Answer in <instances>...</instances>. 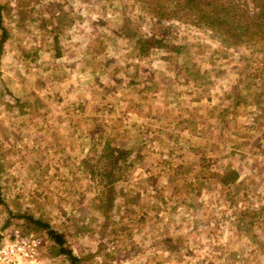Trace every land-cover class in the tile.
Returning a JSON list of instances; mask_svg holds the SVG:
<instances>
[{
    "label": "rangeland",
    "instance_id": "1",
    "mask_svg": "<svg viewBox=\"0 0 264 264\" xmlns=\"http://www.w3.org/2000/svg\"><path fill=\"white\" fill-rule=\"evenodd\" d=\"M0 5V239L70 264L39 220L77 264H264V50L141 0Z\"/></svg>",
    "mask_w": 264,
    "mask_h": 264
},
{
    "label": "trees",
    "instance_id": "2",
    "mask_svg": "<svg viewBox=\"0 0 264 264\" xmlns=\"http://www.w3.org/2000/svg\"><path fill=\"white\" fill-rule=\"evenodd\" d=\"M143 9L151 16L162 20L176 17L180 20L190 21L197 27L208 28L218 36L220 43L226 46H253L252 50L258 47L264 50V0H141ZM1 10V5H0ZM1 19V15H0ZM151 39H139L140 50H147L142 41ZM2 42V38L0 39ZM158 41V40H157ZM250 49V48H249ZM112 150V148H110ZM111 155L113 153L111 152ZM109 155V156H111ZM124 158L123 153H118L109 166L111 172L107 173L112 180L115 177L116 169L120 170L122 166L116 167L119 160ZM234 179L236 172L227 171L223 177ZM106 182L105 184L107 185ZM104 199L103 204L109 201ZM101 205V206H102ZM108 207V205H107ZM39 226L46 228L47 232L59 245L69 258L70 264H77L78 256L73 253L71 248L65 246L63 233L51 228L47 223L34 220Z\"/></svg>",
    "mask_w": 264,
    "mask_h": 264
},
{
    "label": "built area",
    "instance_id": "3",
    "mask_svg": "<svg viewBox=\"0 0 264 264\" xmlns=\"http://www.w3.org/2000/svg\"><path fill=\"white\" fill-rule=\"evenodd\" d=\"M41 246L42 238L37 232L12 227L0 239V264H43Z\"/></svg>",
    "mask_w": 264,
    "mask_h": 264
}]
</instances>
